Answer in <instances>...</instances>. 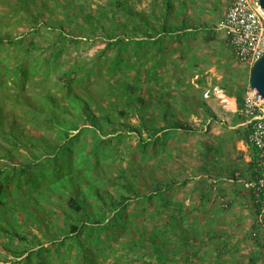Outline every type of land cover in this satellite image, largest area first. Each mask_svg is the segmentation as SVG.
Here are the masks:
<instances>
[{"label": "trees", "instance_id": "obj_1", "mask_svg": "<svg viewBox=\"0 0 264 264\" xmlns=\"http://www.w3.org/2000/svg\"><path fill=\"white\" fill-rule=\"evenodd\" d=\"M88 1L91 0H8L6 14L17 23L24 21L32 28V34L27 40L0 35V49H9L5 50V57H0V85L8 87L10 82L23 89L27 83L24 79L42 65L34 64L37 43L33 35L40 30L41 18L48 14L44 26L53 32L47 45L52 57L48 74L50 70L56 72L57 82L52 87L60 94L45 92L37 105L23 101L31 107L26 122L36 124L38 129L53 130L57 143L46 139L49 142H44V146L49 147L43 150L29 140L28 150L39 148L42 152L31 153L33 159L29 162L0 165V215L5 217L8 212V217H12L20 213L25 220L43 222L52 213L51 208L57 207L62 217L49 231L50 236L42 233L45 240H50L48 246H43L36 235L26 241L25 235L3 226L8 223L3 219L0 231L8 233L5 236L9 239L4 247L7 249L5 244L14 237L21 243L6 252L14 256L28 253L22 259L25 264L34 260L35 264H87L95 250L103 248H110L116 255L110 262L96 264H202L208 257V249L198 255L202 245L212 240L219 249L224 245L211 229L198 231L196 220L189 219V212L183 210V202L173 197L178 179L158 178L153 170L163 160L153 157L160 149L165 156L171 155L165 150L170 137L197 131L178 117L182 111L192 113V98L196 105L205 106L201 91L185 76V68L199 66L197 57L189 55L185 44L184 50L179 49L183 68L178 75L174 70L173 82L159 72L161 59L169 52L165 41L181 44L188 37L208 33L203 39L206 45L215 39V33L206 24L193 27L185 16L178 24L167 20L171 12L184 14L187 3L183 0H161L160 4L152 0L148 13L137 11L128 0L95 1L94 7ZM155 6L161 10L159 14L155 13ZM73 25L85 40L92 38L104 46L89 65L73 64L60 71L57 61L64 46L83 40L71 30ZM177 49L174 47L171 52ZM92 77L96 79L91 81ZM38 78L41 80V75ZM81 82L85 85L74 90ZM228 82L224 93L235 96L240 109L243 86L231 83V79ZM132 117H136V122L130 121ZM13 131L10 129L7 137H12V145L20 146ZM83 132L92 137L88 144L80 140ZM248 132V128L236 129L238 138L247 144ZM249 149L252 179L254 151L250 146ZM42 154L51 166L48 181L38 182L31 169L41 165L36 160ZM152 158L155 161L150 164ZM254 204L256 214L261 215V202ZM45 224L48 229L54 227L50 222ZM259 225L263 226L261 221ZM73 250L75 257L70 254ZM51 251L59 255V262L43 258V252ZM215 252L218 258L220 252ZM250 261L255 263V259Z\"/></svg>", "mask_w": 264, "mask_h": 264}, {"label": "rangeland", "instance_id": "obj_2", "mask_svg": "<svg viewBox=\"0 0 264 264\" xmlns=\"http://www.w3.org/2000/svg\"><path fill=\"white\" fill-rule=\"evenodd\" d=\"M95 1L104 2V0H91L86 3L94 7ZM128 1L137 11L144 13L150 11V4L153 2L152 0ZM183 1L187 3L184 14L171 12L168 14L167 20L170 19L174 24H178L179 19L185 16L188 23L193 27L208 25L212 28L216 37L209 40L206 45L203 39L209 36L208 33L199 34L195 38L188 37L181 44H174L170 39L166 40L165 47L169 52L168 55L162 57L159 72L165 76L166 80L173 82L174 70L178 75L179 69L183 68V61L179 58V49L183 48L184 50L185 44L189 50V55L194 54L199 65L198 68L191 66L185 68L187 70L185 76L188 78L189 83L201 91L205 106L196 105L195 99L192 98L189 101L192 105V113L182 111L181 114H178L180 119H184L186 124L195 127L197 131L190 135L179 134L170 137L165 143V150L171 153L169 157L165 156L164 152L161 149L159 150L158 147L160 153L158 155L154 154L153 158H160L163 162H159L153 173L163 180L173 176L178 179L179 184L173 190L174 199L183 202V210L189 212V219L196 220L195 226L199 228L200 233L211 229L212 233L219 237V241L224 245L219 249V246L214 244V240H208L207 245H202L198 255H202V252L208 249V257L202 260V264H252L251 259H255L253 264H264V226L259 225L262 214H256L254 203L257 202L255 200L251 201V192L246 186V182L251 175L252 153L249 144L239 139L236 133L237 128H244L240 125L239 109L235 112L227 111L223 106L224 104L216 100L215 95L219 87L228 85L226 89L229 88V79H231V83L234 81L239 85L248 81L251 66L248 63L239 62L233 56L229 43L225 41L226 36L221 27L223 17L233 0ZM156 2L160 4L161 0ZM72 4L75 5L76 3L73 2ZM9 6L8 0H0V35L27 40L32 34L29 32L32 28H28L24 21L17 23L12 15L6 14V9H9ZM154 8L156 14L161 12L158 6ZM21 15H23L22 12ZM47 17L48 14L41 18L38 24L40 30L33 35L37 43L33 52L34 64L42 63V65L39 66L38 70L32 72L28 78L24 79V83H27L23 89L10 82H7L8 87L0 85V165L29 162L33 159L32 156H29L31 153L35 155L36 151L42 152L39 148L28 150L26 147H31V145H28L29 140L35 141L34 144L42 148L44 147L43 150L49 147L44 146V142L53 139L52 142L57 143L53 130L38 129L36 124L27 123L25 120L31 116V107L27 105L40 103L41 94L45 92L53 95L60 94L52 87L57 82L56 72L50 70L48 74L49 62L52 57L47 45L51 43L53 32H50L49 28L44 26ZM59 17L63 18L62 15ZM78 21L81 22V17H78ZM67 27L65 29L70 30V27ZM76 28L75 25L71 26V30L83 40L77 44L68 43L64 46V51L57 61V70L66 71L73 64L89 65L92 58L104 46L102 42L92 38L85 40L83 34ZM174 47H178L177 51L171 52ZM5 50L9 51L8 46ZM5 50L0 49V57H5ZM170 52L171 54H169ZM192 63L190 62V64ZM42 71H45V76L42 75ZM190 73H192V76ZM39 75L42 77L41 80L38 78ZM93 78H91V81L96 79ZM83 85L85 84L81 82L73 89L80 90ZM221 89L223 90V88ZM226 99L228 98L224 97V102L232 105ZM23 101L27 105H24ZM207 109L209 112L206 111ZM130 121L136 122V117H132ZM10 129L14 130V139L18 141L20 146L11 144L12 137H7ZM75 133L77 131L73 132V134ZM91 138V135L87 132L80 135V140L85 144H88ZM24 141L25 147H23ZM131 143H134V140H131ZM44 157L45 154H42L36 160L41 163L39 167H34V170L31 169L34 179L38 182L39 180L40 182L48 181L46 180L49 174L48 168L51 165L44 160ZM127 157L125 155L124 159H127ZM153 158L150 160V164L155 161ZM122 163L125 164V161L123 160ZM131 209L132 207L128 211ZM261 209L264 210V204H262ZM51 210L52 213L50 216L44 217L43 222L32 219L25 220L24 214L20 213L8 217L9 213L5 212V217L0 215V224L5 219L8 223L2 225H5L7 229H15L21 235H25L28 237L26 241H29L32 235H36L42 239L43 246H48L50 240H45L42 233L46 232V235L50 236L49 231L55 228V222L61 221L62 217L57 207H52ZM46 222H50L54 227L50 226V229H48ZM257 225L258 228H254ZM6 234L8 233L0 231V264H25L22 259L28 253L22 256H14L6 252L7 249H13L21 244L18 237H14L13 241L11 240L8 244H5L8 247L6 249L4 247V243H7L8 239L5 236ZM205 236L203 237L204 240L207 239ZM102 237L104 238L103 234ZM256 237L258 241L254 240ZM195 245L197 248L199 245L198 239L195 241ZM217 250L220 252L218 258L215 257V251ZM46 254L47 252H43L44 259L46 258L53 263L59 262V255L56 252L51 251L50 254ZM70 254L76 256L74 250ZM114 255L116 254L110 251V248L95 250L87 264L110 262ZM35 263V260L31 262V264Z\"/></svg>", "mask_w": 264, "mask_h": 264}, {"label": "built area", "instance_id": "obj_3", "mask_svg": "<svg viewBox=\"0 0 264 264\" xmlns=\"http://www.w3.org/2000/svg\"><path fill=\"white\" fill-rule=\"evenodd\" d=\"M221 27L239 62L251 65L264 53V10L258 0H233ZM238 113L240 125L248 128V144L254 151V177L246 186L254 200L264 204V99L248 81Z\"/></svg>", "mask_w": 264, "mask_h": 264}, {"label": "water", "instance_id": "obj_4", "mask_svg": "<svg viewBox=\"0 0 264 264\" xmlns=\"http://www.w3.org/2000/svg\"><path fill=\"white\" fill-rule=\"evenodd\" d=\"M258 1L264 10V0ZM248 84L255 88L264 99V53L252 62L248 73ZM261 222L264 226V210L261 215Z\"/></svg>", "mask_w": 264, "mask_h": 264}, {"label": "crops", "instance_id": "obj_5", "mask_svg": "<svg viewBox=\"0 0 264 264\" xmlns=\"http://www.w3.org/2000/svg\"><path fill=\"white\" fill-rule=\"evenodd\" d=\"M236 83V82H235ZM240 83V82H239ZM247 81L245 83H241L244 89V86L246 85ZM238 84V83H237ZM224 86H221L218 88H216V90L218 91L215 95L217 97L216 100H218L221 104H224V108H226L227 111L230 112H235L238 108H237V103H236V98L235 96H228L224 93V90H222L221 88H223ZM233 94H235V92H233ZM224 97L231 99L232 100V105H228L226 102H224Z\"/></svg>", "mask_w": 264, "mask_h": 264}, {"label": "bare ground", "instance_id": "obj_6", "mask_svg": "<svg viewBox=\"0 0 264 264\" xmlns=\"http://www.w3.org/2000/svg\"><path fill=\"white\" fill-rule=\"evenodd\" d=\"M228 102L232 103V100L231 99H226Z\"/></svg>", "mask_w": 264, "mask_h": 264}]
</instances>
